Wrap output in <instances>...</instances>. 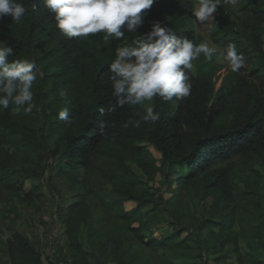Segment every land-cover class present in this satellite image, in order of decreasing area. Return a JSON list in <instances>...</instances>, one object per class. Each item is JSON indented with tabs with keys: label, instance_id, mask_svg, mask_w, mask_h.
I'll use <instances>...</instances> for the list:
<instances>
[{
	"label": "trees",
	"instance_id": "obj_1",
	"mask_svg": "<svg viewBox=\"0 0 264 264\" xmlns=\"http://www.w3.org/2000/svg\"><path fill=\"white\" fill-rule=\"evenodd\" d=\"M18 2L26 14L20 23L0 20V41L13 45L10 60L34 59L40 74L31 113L0 109V226L8 233L0 231V264H208L229 249L235 264H264V0H222L219 27L199 24L207 39L195 30L196 0L153 6L140 33L161 20L217 52L194 61L189 97L155 98L161 119L139 128L129 120L144 106L108 111L107 68L125 41L69 39L42 0L35 12L34 0ZM229 42L247 61L238 73L217 61ZM64 107L70 124L58 118ZM19 208L26 216L50 209L64 237L50 247L55 256L43 257L17 229Z\"/></svg>",
	"mask_w": 264,
	"mask_h": 264
},
{
	"label": "clouds",
	"instance_id": "obj_2",
	"mask_svg": "<svg viewBox=\"0 0 264 264\" xmlns=\"http://www.w3.org/2000/svg\"><path fill=\"white\" fill-rule=\"evenodd\" d=\"M160 0H42L44 7L53 14L56 28L62 35L87 39L102 34L105 41H125L115 49V56L108 65L111 73V94L115 103L108 111L114 112L125 106H144L139 119L129 123L139 128L141 123L155 125L161 113L155 109L154 100L159 97L164 102L177 101L190 96L192 82L187 74L193 69V61L201 55L211 61L217 48L208 40L199 44L187 36H178L172 26L161 20L151 22L150 30L140 33L148 13ZM236 3V0H230ZM222 0H196L192 8L194 23L208 22L210 31L219 27L216 14ZM32 11L38 9L35 2ZM26 8L18 0H0V20L11 17L20 23ZM136 39H130L137 34ZM130 41V42H128ZM14 47L7 41H0V109L7 110L15 105L13 112L20 108L31 113L34 103L33 84L40 69L34 59L13 57ZM231 72L238 73L246 66V58L238 54V46L229 42L222 51ZM103 113V109H101ZM58 118L72 123L68 107L58 112ZM127 126V125H126Z\"/></svg>",
	"mask_w": 264,
	"mask_h": 264
},
{
	"label": "rangeland",
	"instance_id": "obj_3",
	"mask_svg": "<svg viewBox=\"0 0 264 264\" xmlns=\"http://www.w3.org/2000/svg\"><path fill=\"white\" fill-rule=\"evenodd\" d=\"M195 30L197 34H204V27L199 26L195 24ZM205 35V34H204ZM206 38V35H205ZM207 39V38H206ZM217 61L223 62V58L219 55L217 57ZM192 73H195V64L193 61V69L190 70ZM150 152L154 156L155 159H159L160 155L156 153L152 148L149 147ZM134 173L138 175L140 178L143 179L142 173L140 170L135 166L131 165ZM160 178L158 175L156 176V182L153 183L155 187H158ZM26 188L29 189V185H26ZM164 190V188H163ZM44 193L46 195L49 194L47 193L46 190H44ZM166 197H168L167 194H165ZM64 205V203H62ZM208 205H210V201H208ZM54 206V199L49 198V208L52 209ZM193 210L195 212V215L201 216V208L199 206H196V204L193 203ZM134 207V204L132 203H127L126 204V209L130 210ZM50 209H49V214H42V215H28L26 216V212L22 209L19 208V216L20 218L17 221V229L25 236L29 238V240L36 246V248L43 254V257L46 256H52L56 255V252L52 253V250L50 249L51 245L54 244H59V246L64 244V237L62 235V232L59 229V224L56 222L54 218L50 216ZM150 218V217H149ZM6 225L0 226V231L4 232L3 237L6 238L8 236L7 231L5 230ZM241 251L244 253L243 249V244L240 245ZM62 252L64 253L65 250L62 249ZM170 257V255H169ZM157 260H159L157 258ZM176 258H171L172 262H176ZM208 264H235L236 263V257L233 254V250L229 249L225 255H221L220 261L221 263H216V259L212 258L211 256L208 257ZM150 262L152 264H156V259L151 258ZM177 264H185V262H180L177 260ZM190 264H196V263H190Z\"/></svg>",
	"mask_w": 264,
	"mask_h": 264
}]
</instances>
